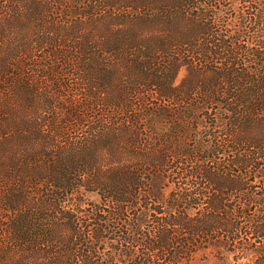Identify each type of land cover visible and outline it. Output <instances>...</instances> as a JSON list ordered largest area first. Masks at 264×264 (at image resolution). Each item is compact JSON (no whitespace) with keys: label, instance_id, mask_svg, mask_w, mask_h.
<instances>
[{"label":"trees","instance_id":"16d2710c","mask_svg":"<svg viewBox=\"0 0 264 264\" xmlns=\"http://www.w3.org/2000/svg\"><path fill=\"white\" fill-rule=\"evenodd\" d=\"M21 1L0 0V92L39 112L0 102V264H178L202 248L264 264V0ZM21 9L68 30L108 21L84 41L40 21L29 50ZM21 125L59 138L17 162Z\"/></svg>","mask_w":264,"mask_h":264},{"label":"rangeland","instance_id":"374dc122","mask_svg":"<svg viewBox=\"0 0 264 264\" xmlns=\"http://www.w3.org/2000/svg\"><path fill=\"white\" fill-rule=\"evenodd\" d=\"M8 1H9V3H11L10 0H8ZM13 1H15V0H13ZM248 2L251 4V6L255 5L254 3H251L250 0H248ZM22 3H25V5H26V3H32V2L22 0L21 5H23ZM60 3H61V1L58 4H60ZM62 4L67 6L65 3H62ZM245 4L246 3L243 4L242 11L244 13L248 14L253 9H252V7L247 8ZM25 10L21 9L20 12L25 13L26 15L23 17H20V19H22V21H21V23L17 24V28L14 30V32L16 33V35H14V36L23 40V41L19 42V45L26 42L27 45L29 46V45H31V43L33 41H35L39 38V36L42 34V33H40V30H42L41 28H43V26H41L40 21H42L45 24V26H48L49 24L51 26H54V28H56V31H54L53 37L56 36V37H59V39H62V38H60L61 30H65V29L68 30L66 25L65 26L61 25L62 23L60 21V18L55 17L54 22H56V23H54L55 25H53L52 23H49V22L44 21L42 19L39 20L38 17L36 18L34 16H31V17L27 16V13H29V11L28 10L25 11ZM115 11H118V10H115ZM93 13H94L95 17H92L90 19L89 18H87V19L82 18V20H80V18H77L76 20L80 21V23H76L74 26H71L69 28L68 31L73 32V35H72L73 37L80 36V38H79L80 40H78V41L89 40L91 38L96 39L98 37L97 34L100 33L99 31L101 30L102 26L105 25V23L108 21L107 15L104 14V13H106V11L102 12V11H99V9H98V10L93 11ZM232 13H233V10H228L227 14H224L225 18H227L228 21H230V19H231L230 14H232ZM46 33L48 35H50V32H46ZM10 36H13V35L10 34ZM66 37L70 38V35L66 36ZM51 38H49V39H51ZM53 40H54V38L52 39V41ZM73 40H75V38H73ZM6 43H9V42H6ZM33 47H34V44L29 46L28 49L30 50ZM33 54L36 56L35 57L36 62L39 61L40 64L48 62L47 59H40L44 56V55H41L42 50H35L33 52ZM121 61L122 60H119L118 63H121ZM32 68H33V70H37V68L41 69L40 66H38V67L34 66ZM124 74H125V78H128L127 72H125ZM35 77L43 78V77H39V76H35ZM68 77L70 80H66V81L67 82L71 81L73 83L75 78L73 76L72 77L68 76ZM61 78H67V76L61 75ZM40 92H42V91H40ZM111 92H122L123 93L121 83H120L119 88L113 89ZM37 101L40 102V100L38 98H37ZM0 102H2L7 107H10L11 109L18 110V111H16L17 115H22L23 112H26L24 115H27L28 120H29L28 115L32 116V118H35V116L39 112V110H37L38 106L36 105V98H33L32 102L27 103V100L23 95H21V94L16 95L15 92L13 90H11L10 88L7 91H5V93L0 92ZM26 107L29 109L28 111L25 110ZM93 113H94V110H92V109L87 110L88 115H91ZM15 119H17V117H15ZM28 125H31V124L29 123ZM28 125L26 127L24 125H21V126H23V129L20 131L21 134L19 136H16L15 138H13L11 143H9V145H8L9 149L7 152L11 156L13 155L14 157H16L17 162H20L21 159H23L26 156L27 151L34 150V149L38 148L39 146L43 145L41 143L45 142V138L50 142L52 140V136H53V138H59V136L55 137V135L50 133V132H49V134H51V135H45L41 131H35V133L30 136L29 133L32 130L33 126L31 127ZM10 129L12 131H16L18 129V125L13 123L10 126ZM213 132H216V131H213ZM25 134H27L28 136L26 138H22ZM69 134H72L71 136H75V134H77V133L71 131V133H68V135ZM24 139H30V140L27 142ZM102 154H104V152H102ZM258 183H259V181H257V184ZM85 198L87 200L94 201V202L98 200V196L95 193H88L85 196ZM144 223L147 224V218H145ZM107 249H108V247L107 248L105 247V252ZM252 261H253V254L250 252H238L237 251L236 253H230V252H227L225 250H216V249H212V248H202V249L194 252L192 254V256L190 257L189 261L181 262L178 264H252ZM117 262H118V260H117ZM117 264H125V263L120 261Z\"/></svg>","mask_w":264,"mask_h":264}]
</instances>
